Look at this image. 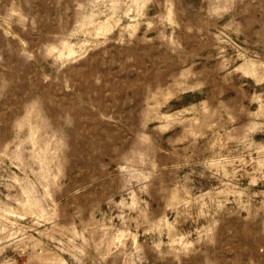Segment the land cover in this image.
I'll return each mask as SVG.
<instances>
[{
  "label": "rangeland",
  "instance_id": "1",
  "mask_svg": "<svg viewBox=\"0 0 264 264\" xmlns=\"http://www.w3.org/2000/svg\"><path fill=\"white\" fill-rule=\"evenodd\" d=\"M0 264H264V0H0Z\"/></svg>",
  "mask_w": 264,
  "mask_h": 264
},
{
  "label": "bare ground",
  "instance_id": "2",
  "mask_svg": "<svg viewBox=\"0 0 264 264\" xmlns=\"http://www.w3.org/2000/svg\"><path fill=\"white\" fill-rule=\"evenodd\" d=\"M32 206V205H31ZM30 207V206H29ZM31 209V208H30Z\"/></svg>",
  "mask_w": 264,
  "mask_h": 264
}]
</instances>
